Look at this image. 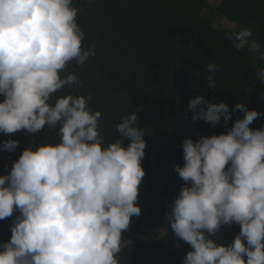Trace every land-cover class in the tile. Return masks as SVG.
I'll return each instance as SVG.
<instances>
[{"label": "clouds", "instance_id": "obj_1", "mask_svg": "<svg viewBox=\"0 0 264 264\" xmlns=\"http://www.w3.org/2000/svg\"><path fill=\"white\" fill-rule=\"evenodd\" d=\"M78 12L73 0H0V133L47 127L60 138L26 148L0 176V220L20 213L10 241L0 244V264H119L122 231L141 214L146 141L138 109L116 125L120 139L104 147L91 95L52 102L66 85L82 84L75 72L62 77L69 63L83 65L95 55L94 47H83ZM251 37L249 28L227 35L237 50L247 46L264 59ZM218 70L207 65L208 86L215 87ZM234 110L244 117L227 134L182 144L184 165L175 171L185 186L166 217L193 249L183 264H264V129L249 127L264 114L244 103ZM188 111L212 126L232 118L226 103L202 96L190 99ZM18 143L7 140L3 148L13 151ZM233 222L240 233L231 244H217L211 237Z\"/></svg>", "mask_w": 264, "mask_h": 264}, {"label": "trees", "instance_id": "obj_2", "mask_svg": "<svg viewBox=\"0 0 264 264\" xmlns=\"http://www.w3.org/2000/svg\"><path fill=\"white\" fill-rule=\"evenodd\" d=\"M73 4L80 7L77 22L86 33L83 47H94L95 55L83 65L69 63L62 77L75 72L82 84L66 85L52 102L69 93L91 95L89 107L101 112L104 147L120 139L116 125L138 109L137 127L146 141L141 161L145 176L137 200L141 214L134 215L122 231L119 264H183L193 249L175 235L166 217L185 186L175 166L184 165L186 138L195 142L200 136L227 134L244 117V112L234 110L237 103L264 114L260 76L264 59L247 46L237 50L227 38L232 31L249 28L251 39L264 48V0H221L215 8L208 0H73ZM212 15L237 27L216 28ZM209 63L219 66L215 87L208 86ZM197 96L209 103H226L231 120L221 117L215 126L193 120L188 108ZM249 127L263 129L264 115ZM57 131L45 127L36 133H0V159L13 166L26 148L58 143ZM7 140L19 142L15 150H4ZM129 142L125 139L123 146ZM18 215L14 212L0 220V244L10 241ZM240 230L235 222L222 225L211 238L217 244H231Z\"/></svg>", "mask_w": 264, "mask_h": 264}, {"label": "rangeland", "instance_id": "obj_3", "mask_svg": "<svg viewBox=\"0 0 264 264\" xmlns=\"http://www.w3.org/2000/svg\"><path fill=\"white\" fill-rule=\"evenodd\" d=\"M209 3H210V6L212 8H215L217 5L220 4V1L221 0H208ZM76 3V2H74ZM75 7H77L80 11V7L75 5ZM209 11H206V14H208ZM212 20H213V24L216 28H228V29H235L237 26L229 21H227L226 19H223L219 16H216V15H212ZM264 71H260V76L261 78L263 79V82H264ZM264 129V128H263ZM11 168H12V164L8 161H5L3 159H0V176H4V175H7L8 173H10L11 171Z\"/></svg>", "mask_w": 264, "mask_h": 264}]
</instances>
